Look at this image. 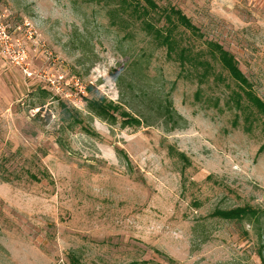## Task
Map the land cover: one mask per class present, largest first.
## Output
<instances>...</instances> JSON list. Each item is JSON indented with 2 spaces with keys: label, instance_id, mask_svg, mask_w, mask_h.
I'll return each instance as SVG.
<instances>
[{
  "label": "rangeland",
  "instance_id": "obj_1",
  "mask_svg": "<svg viewBox=\"0 0 264 264\" xmlns=\"http://www.w3.org/2000/svg\"><path fill=\"white\" fill-rule=\"evenodd\" d=\"M154 1L172 51L121 0H0V264H264V115L206 45L264 102V0Z\"/></svg>",
  "mask_w": 264,
  "mask_h": 264
},
{
  "label": "trees",
  "instance_id": "obj_2",
  "mask_svg": "<svg viewBox=\"0 0 264 264\" xmlns=\"http://www.w3.org/2000/svg\"><path fill=\"white\" fill-rule=\"evenodd\" d=\"M123 1L127 7L131 9V12L137 18H145L143 19V26L146 31L155 34L156 37L162 38V43L166 44L167 49L172 51L173 47V39L170 38V30H167L165 35L161 37L160 29L153 26V24L146 19L149 15V12L157 10L158 5L154 0H121ZM166 16H172L178 26L183 27L185 30H188L193 35L198 37L202 36L200 29L191 22L190 18L181 12L179 9H175L174 7H170L166 12ZM147 15V16H146ZM141 18V19H142ZM206 45L209 49V52L214 55V57L219 61L221 66L228 72L230 77L235 80L239 86L245 89L246 95L251 102V104L264 115V102L254 94L252 89L251 82L247 79L244 73L238 67V62L236 58L223 46L214 41H206ZM187 48H181L179 50L178 57H182L185 60V57H188ZM202 64L208 67V63L206 61H202ZM88 108L93 111L97 116L103 117L104 119L114 120L115 113L118 112V105L114 104L112 101L106 100L104 97L100 98H92L87 101ZM121 117V123L123 125H139L141 121L137 117L131 116L129 113L125 111H120L118 113ZM169 152L176 154L182 161L187 162L188 159L183 152L173 151V148H169ZM117 154L120 158L127 159L126 154L123 150L118 149ZM128 163V159H127ZM260 211L257 208H253L249 205L236 206L233 208H215L210 216L217 217L224 220H242V219H254L258 220L260 216ZM259 256L263 260L264 256L262 250H259ZM72 261H76L74 256H70Z\"/></svg>",
  "mask_w": 264,
  "mask_h": 264
}]
</instances>
